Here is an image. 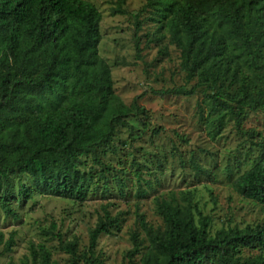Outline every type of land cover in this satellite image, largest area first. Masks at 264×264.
<instances>
[{
  "label": "trees",
  "instance_id": "obj_1",
  "mask_svg": "<svg viewBox=\"0 0 264 264\" xmlns=\"http://www.w3.org/2000/svg\"><path fill=\"white\" fill-rule=\"evenodd\" d=\"M124 2L117 0L114 14L125 12ZM157 3L172 42L181 50L182 67L189 78L196 76V85L154 92L190 95L197 87L215 90L208 96L219 126L229 117L240 127L246 107H264V0ZM148 4L156 5L154 0ZM101 19L100 9L90 0H0V211L6 215L18 216L11 204L16 198L11 174L16 170L32 180L33 186L19 182L24 197L36 188L85 201L92 175L81 173V157L91 154L99 163L97 148L112 139L116 123L130 112L114 101L111 68L99 53ZM244 64L263 71L259 83L243 74ZM239 74L236 92L228 91L226 81ZM232 185L264 204V160ZM119 191L124 193L122 185ZM158 207L162 231L153 230L137 210L153 251L143 256L142 264H264V256L239 255L240 247L264 242V225H234L212 233L211 218L200 214L196 219L188 205L164 198ZM103 211L89 228V249L81 253L77 237L62 239L56 224L45 229L58 236L60 250L68 254L66 264H105L96 257L95 247L100 234L117 227L119 218L106 207ZM3 237L0 230V244ZM131 237L129 262L122 264H133L141 248L139 232ZM13 238L5 250L11 249ZM31 251L39 264H58L45 243L32 245Z\"/></svg>",
  "mask_w": 264,
  "mask_h": 264
},
{
  "label": "rangeland",
  "instance_id": "obj_2",
  "mask_svg": "<svg viewBox=\"0 0 264 264\" xmlns=\"http://www.w3.org/2000/svg\"><path fill=\"white\" fill-rule=\"evenodd\" d=\"M90 1L102 14L99 53L111 68L114 101L130 112L116 123L112 139L97 148L99 163L91 154L81 157V173L92 175L85 201L74 202L36 188L24 197L19 182L31 186L32 180L27 173L12 172L16 198L11 204L18 216L0 211L4 234L0 264H39L31 251L39 243L51 249L58 264H66L68 254L60 250L58 236L45 229L56 224L62 239L77 237L79 253L84 252L89 249V228L95 226L104 207L119 221L117 227L100 234L96 257L105 264L128 263L131 236L137 230L142 245L132 263L142 264L143 256L153 251L145 228L137 221V210L153 230L162 231L158 206L164 198L188 205L196 219L200 214L209 216L212 233L234 225H264V204L243 196L232 185L264 160V107H246L240 127L229 117L220 127L208 96L215 90L197 87L190 95L155 93L196 85V76L189 78L182 67L181 50L172 42L157 0L156 5H146L148 0H125V12L116 14L112 8L117 0ZM242 68L251 82L263 78V71L245 64ZM231 79L226 81L227 89L236 92L240 74ZM135 102L145 109L135 108ZM12 234L13 245L5 250ZM239 255L264 256V242L240 247ZM80 264L87 263L81 260Z\"/></svg>",
  "mask_w": 264,
  "mask_h": 264
}]
</instances>
